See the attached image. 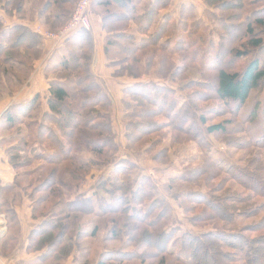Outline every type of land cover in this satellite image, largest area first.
I'll list each match as a JSON object with an SVG mask.
<instances>
[{
  "label": "trees",
  "instance_id": "1",
  "mask_svg": "<svg viewBox=\"0 0 264 264\" xmlns=\"http://www.w3.org/2000/svg\"><path fill=\"white\" fill-rule=\"evenodd\" d=\"M235 1L230 8L224 0H202L205 9L209 10L211 26L207 27L208 40H200V43L206 45L205 54H211L212 58L203 67L196 68V72L202 79L206 78L205 72H214L211 91L224 102L227 111L236 108V114L237 107L244 104L250 92L264 86V0ZM74 3L75 0H0V101L20 91L28 80L34 61L42 54L41 36L28 23L37 21L48 29H58L70 16ZM92 3L101 17L105 32L103 51L114 77L140 78L150 68L154 57L158 59L160 72L171 69L168 63L171 54L182 52L188 54V58L195 57L198 50L195 43L185 44L187 36L183 15L191 6L181 4L177 20L171 22L169 8L172 0H147L145 3L143 0H93ZM140 8L142 12H139ZM27 13L32 17L30 20ZM129 23L135 24L143 38H137L135 33L126 30ZM194 27L198 31L200 25L195 23ZM193 45L195 49L190 53ZM170 46H173L171 50ZM93 50L91 32L82 29L53 51L46 69L49 78L45 96L47 109L41 115L50 125L31 119L35 111H40V94L25 102L10 104L0 116V129L11 134L14 131L18 141H12L10 146L4 144L5 157L13 176L8 183L0 179V213L6 220V233L11 236L9 241L15 239L20 229L15 205L25 197L30 201L32 218L40 220L30 232L28 249L43 250L42 261L45 264H65L70 256L77 264H89L87 250L81 253L83 258L78 256L81 251L79 243L97 237L100 227L95 221L106 214L119 217L108 222L111 226L103 237L105 241L118 239L125 222H131L128 233L134 243L139 238L137 231H142L140 227L143 225L150 227L148 236L151 240L150 245L144 244V249L154 251V254L145 255L142 251L128 254L124 250L106 249L97 255L94 264H127L135 259L140 264H154L152 256L157 251L164 257L159 264H230L221 258L224 246L237 251L236 255L226 252L230 261L242 260L235 264H264V237L249 238L239 232L229 233L230 230L200 234L181 232L172 222L170 206L165 200L158 198L151 204L145 203L153 192L149 177H141L136 187L131 185L129 177L133 175L131 172L135 171L136 164L124 158L115 163V176L110 181L100 176L93 192H80L92 169L103 168L115 159L116 154L112 144L111 100L91 70ZM138 52L146 54L144 72L139 71L141 60ZM118 55H123V58H118ZM236 62L242 63L240 69L232 71L226 68ZM161 76L166 75L162 72ZM202 85L208 84L199 82V86ZM123 96L129 146L144 142L145 137L168 126L167 122L154 120L157 116L167 118L174 129L196 136L199 133L230 136L234 133L226 126L228 121L207 124L204 114L196 109L200 100L198 96L192 98L166 85L135 82L124 89ZM136 107L140 108L139 112L132 110ZM133 115L147 118L148 122L131 123L128 118ZM259 116L263 134L255 143H250L253 147L264 148V105L260 107ZM22 125L28 134L22 132ZM132 128L134 132L141 133L132 135ZM239 129L241 131V126ZM29 134L35 140L29 141ZM5 139V136L1 137V140ZM148 149L149 145L146 153ZM84 154L88 157L86 160L82 159ZM253 160L262 165L238 169L237 165L229 163L223 167L239 183H253V192L231 195L226 191L220 201L212 202V210L207 215L232 221L236 213L242 214L246 201L253 199L254 195L264 197V163L256 154ZM30 162L37 164L25 169ZM42 170L46 172L41 178ZM33 177L34 180L29 181ZM113 184L118 185L114 187ZM199 189L198 202L208 201L209 194ZM226 198L231 205H225ZM89 215L94 216L91 225L90 221L84 220ZM177 232L179 235L173 239ZM5 244L10 245L8 240Z\"/></svg>",
  "mask_w": 264,
  "mask_h": 264
},
{
  "label": "rangeland",
  "instance_id": "2",
  "mask_svg": "<svg viewBox=\"0 0 264 264\" xmlns=\"http://www.w3.org/2000/svg\"><path fill=\"white\" fill-rule=\"evenodd\" d=\"M224 1L226 6L230 8H232L233 3L236 2L235 0ZM143 2L145 3L147 0H143ZM92 4L91 15L92 13L98 15L101 22V17L95 12ZM181 4H187L191 6L188 7V9L186 8L184 11L185 14L183 15L186 22L184 24L185 33L187 36L185 44L192 41V43H195V46L198 48V50L196 51L195 57L192 58H188L189 55L186 53L184 55L182 52L171 54L168 58V63L171 67L170 70L168 69L160 72L158 70L160 67L158 59L154 57L152 64L149 65L150 68H148L147 72L142 73L140 78L135 79L128 76L114 77L112 74V69L107 66L106 57L103 51L105 67L110 71V74L108 73L105 76H101L100 74L94 73L92 70L95 50L94 43L91 70L97 80L104 86L105 92L108 95V98L111 100L110 119L112 125L111 129L113 130L112 144L116 148V154L115 159L112 162L107 163L106 166H103V168L92 169V172L87 178V183L83 185L80 192H93L95 190L96 179L100 176L110 181L115 176L113 170L115 163L118 161V159L124 158V160H129L136 164L135 171L131 172L133 175L129 177V179L132 181L131 185L136 187L138 185L137 182L141 177H149V179L152 181V184L150 185L153 189V192L150 193V197L145 201V203L151 204V202L157 200L158 198L159 200H165V202L170 206L169 214L171 216L172 222L178 226L181 232L186 231L194 234H200L208 231L215 232L216 230H230L229 233L231 231L232 233L239 232L240 234H243L249 238H262L264 237V204L262 203L264 201V197L254 195L253 199H250L244 203L245 206L242 209V214L236 213L232 217V221H226L223 218L212 217L211 215L207 214L212 210V202H216L217 200L220 201V199L225 196L224 193L228 192L231 195L240 193L244 195L248 193V191L253 192L254 188L253 185H251L253 183H248L247 181L239 183L235 180L236 177L227 173L226 169L223 167L230 163L231 165H237L238 169H245V167L258 168L262 164L254 162L253 159L255 158V154L258 155L261 158V162L264 163V148L260 146L253 147V145L250 143V141L255 143L259 136L263 134V123L259 116V111L260 107L264 105V86L262 85L261 87L252 90L244 104L240 107H237L236 114L234 110L236 108H233L232 110L229 109L227 111V109L224 107V102L216 98L211 91V86L214 85V78L212 77V75L214 76V72H205L206 78L203 79L202 76L196 72V68L200 66L203 67V64L206 62L208 63L211 60L210 58H212L211 54H205V52H207L206 45L204 43H200V40H208L207 27L211 26V20L208 15L209 10L207 8L205 9L202 0H172V4L169 8L171 22H175V20H177ZM139 12H142V8H140ZM165 12H167V10H165ZM223 13L224 11H221V14ZM27 16H29V20L32 18L30 13H27ZM195 23L200 25L198 31L194 29ZM29 24L31 26L30 28L34 32H37L36 30L38 28L45 32L40 34L43 48L42 54L36 61H34L33 69L28 77V80L22 86L24 89L23 95L24 97L29 96L32 94L33 89L40 90V92L36 93L41 95L40 111H35L31 115V119H36L49 124L47 118L41 116L42 112L47 109L45 96L48 94L49 78L46 76V69L49 65L54 49L56 50L62 46L64 42L57 46L53 40L48 39L45 36V33L57 32L63 25L58 29L52 30L50 28L48 29L45 25H41L37 21L29 22L28 25ZM91 28L92 23L88 30L90 31ZM136 28L137 27H135L134 23H129L126 30L128 32L135 33L136 37L140 38L143 35H141L142 33H138ZM104 36L105 35H103V42ZM195 40L198 41V43H196ZM46 42L52 43L53 47L50 48L51 51L50 49L48 50L46 48ZM103 46L104 44L102 43V49ZM195 46L193 45L191 51L189 50L190 53L193 52ZM172 48L173 46L169 47L170 50ZM148 50L149 49H147L145 53L148 52ZM145 53L138 52L141 60L139 63L140 72H144V62L146 60ZM155 54L158 56L160 55V53ZM181 55H184V57L181 58ZM121 57L123 58V55H118V58ZM211 65H213L212 61ZM241 67V62H236L230 67L226 66L228 70L232 71L238 70ZM36 69H39V71L37 72ZM172 69L175 70L173 71ZM162 72L163 75L166 76L162 77ZM47 74L50 77L52 76L51 72H47ZM135 82H155L158 85H166L184 95L187 93L192 98H194V95L198 96L200 100L197 102L196 109L199 110L201 114H204V117L207 119V124L228 121L229 123H227L226 126L232 129L230 132H234L233 135L230 136L216 133H207L204 135V133H199V135L196 136L192 133L189 134L181 132L177 128L174 129V127L168 123L167 118L164 116H157V118L154 120L159 122H167L168 126H165L157 133L155 132L154 134L145 137L144 142L141 143L139 141L137 144L129 146V140L126 135V121L124 118L125 108L122 98L124 97V89ZM199 82L206 83L208 85L199 86ZM31 85L33 89L30 90ZM33 95L35 94L30 96L32 97ZM132 110L139 112L140 108L136 107ZM126 111H128V109H126ZM128 120H130L131 123L145 121L148 122L147 118H136L134 115L131 118H128ZM239 126H241V131ZM20 128L23 133L28 134V130H26L25 125H22ZM131 130L132 135L141 133L134 132L135 130L133 128ZM14 133V131L11 134L9 131H2V129H0V138L4 136L6 138L4 141L1 140V145L7 143L6 145L10 146L12 141H17V137ZM27 139L29 141L35 140L34 137H31V134H29ZM147 145H149V152L146 153ZM136 148H139L137 152ZM87 158L88 157L86 154L82 156L83 160H86ZM36 164L37 163L35 162H30L27 166H25V169H31L35 167ZM262 170L264 172V164ZM45 172V170L41 171V178L44 177L43 174ZM34 178L35 177L29 179V181H33ZM27 180L28 179L25 178L26 183ZM36 183L37 182L35 181L34 184ZM105 185L111 186V184ZM114 185L115 184H113V186ZM117 185L118 184H116L114 187ZM197 189L209 194L208 196L210 198L208 201L202 200L198 202L200 199ZM27 192L29 193V190ZM99 192L106 194L102 190H99ZM175 193H177V195H174ZM36 196L37 195L34 197ZM190 198L195 200L193 201ZM227 202L228 199H224L225 205H231V203ZM233 206L236 207V204ZM246 206L251 208L248 209ZM117 217L119 216H108L106 214L104 217L98 218L97 221H95L100 227L97 237L92 240L85 239L84 242L82 241V243L80 242L79 245L81 251L78 256L83 258L81 253L87 250L89 252L88 263L94 264L97 255L106 249L124 250L125 252H128V254L133 251H142L145 255L154 254V251L144 249V244L148 243L150 245L151 240L150 236H148L150 227L148 229V227L143 225L140 227L142 228V231H137L139 238H136L134 243L131 241V235L128 233L131 222H125L122 233L118 239H109L105 241L103 237L106 236V231L111 226L108 224V222L111 218ZM84 220L90 221L91 225V223L94 222V216L89 215L88 217H85ZM102 222H104V226L102 225ZM178 235V232L174 234L173 239ZM221 252L224 253L221 258L223 261L226 259V263L235 264L242 261L240 259H231L230 261V256L228 257L226 252H232L235 254L237 251H230L227 246H224ZM152 257V262L154 264H159L161 258L164 260V257H162L158 251ZM73 263L77 264L74 262V260ZM127 264L140 263L139 260L135 259L134 261L128 262Z\"/></svg>",
  "mask_w": 264,
  "mask_h": 264
},
{
  "label": "crops",
  "instance_id": "3",
  "mask_svg": "<svg viewBox=\"0 0 264 264\" xmlns=\"http://www.w3.org/2000/svg\"><path fill=\"white\" fill-rule=\"evenodd\" d=\"M91 23L92 28L90 32L93 35L95 43L93 57L94 62L92 64V70L94 73L100 74L101 76H105L108 73L110 74V71L105 67L102 49L103 35H105V33L102 30L101 22L98 15L92 13ZM51 47H53L52 43L46 42V48L49 50ZM36 71L38 72L39 69H36ZM31 89H33L32 85L30 87V90ZM23 90L24 89L22 87L20 91L17 92L14 96L5 98L0 101V116L10 104L25 102L26 100H29L31 98L30 95L40 92L39 89H33L32 94L24 97ZM1 123L2 121L0 119V126ZM2 145L0 143V179L3 183H8L12 180L13 172L5 157V146ZM15 212L19 220L20 229L18 235H16L15 239L11 242L9 241L11 240V236L9 233H6L7 235L5 237L0 238V264H45V262L42 261L43 250L28 249L30 232L32 229L36 228L40 221L39 219L32 218L30 201L24 197L22 200H20V202L15 205ZM6 240H8V243H10L9 246L5 244ZM65 264H74L73 256H70L68 260H66Z\"/></svg>",
  "mask_w": 264,
  "mask_h": 264
},
{
  "label": "built area",
  "instance_id": "4",
  "mask_svg": "<svg viewBox=\"0 0 264 264\" xmlns=\"http://www.w3.org/2000/svg\"><path fill=\"white\" fill-rule=\"evenodd\" d=\"M93 0H76L74 8L63 26L57 32H46L45 36L53 40L58 46L76 35L80 30H88L91 25V4ZM38 34H43L41 29L36 30ZM7 230L6 220L3 214L0 213V237H2Z\"/></svg>",
  "mask_w": 264,
  "mask_h": 264
}]
</instances>
